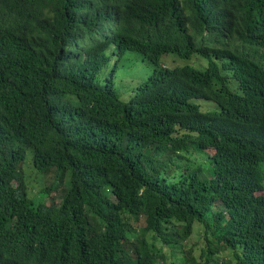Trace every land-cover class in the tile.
<instances>
[{
  "label": "trees",
  "instance_id": "1",
  "mask_svg": "<svg viewBox=\"0 0 264 264\" xmlns=\"http://www.w3.org/2000/svg\"><path fill=\"white\" fill-rule=\"evenodd\" d=\"M0 264H264V0H0Z\"/></svg>",
  "mask_w": 264,
  "mask_h": 264
},
{
  "label": "rangeland",
  "instance_id": "2",
  "mask_svg": "<svg viewBox=\"0 0 264 264\" xmlns=\"http://www.w3.org/2000/svg\"><path fill=\"white\" fill-rule=\"evenodd\" d=\"M192 58H197L193 60ZM114 64H117L115 75L113 78L115 89L122 99L127 100L130 96L131 89L138 83L145 81L153 72L154 65L147 59L136 52H126L121 57L112 56L107 67H105L100 76H108ZM185 64L192 65L196 68H203L207 64L205 59H199V57L193 56L190 59H182L174 54H168L161 57L159 65L163 67H177ZM199 108L201 111H214L218 107L213 102L199 101ZM53 176L47 175L45 177V183L48 184L52 180ZM68 185L67 178L61 183V189L63 190ZM111 194V193H110ZM111 198L114 196L111 194ZM61 196L58 192H51L45 201L49 204L54 201L56 204L60 203ZM143 224V222H141ZM197 232V231H196Z\"/></svg>",
  "mask_w": 264,
  "mask_h": 264
}]
</instances>
